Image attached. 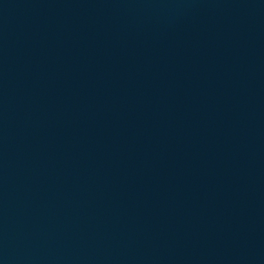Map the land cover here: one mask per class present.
I'll return each instance as SVG.
<instances>
[{
  "label": "water",
  "instance_id": "obj_1",
  "mask_svg": "<svg viewBox=\"0 0 264 264\" xmlns=\"http://www.w3.org/2000/svg\"><path fill=\"white\" fill-rule=\"evenodd\" d=\"M0 264H264V0H0Z\"/></svg>",
  "mask_w": 264,
  "mask_h": 264
}]
</instances>
